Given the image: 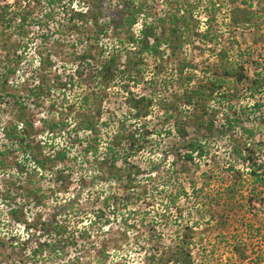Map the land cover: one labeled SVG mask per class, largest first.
Here are the masks:
<instances>
[{
	"label": "trees",
	"instance_id": "obj_1",
	"mask_svg": "<svg viewBox=\"0 0 264 264\" xmlns=\"http://www.w3.org/2000/svg\"><path fill=\"white\" fill-rule=\"evenodd\" d=\"M243 1L244 6L240 4L231 10L228 26L257 25L259 31L264 0ZM196 8V4L188 0H0V105L10 108L11 114L2 129L0 168L3 171L14 169L19 178L26 175L29 181H32L33 172H39L42 178L51 173L50 179L58 186V191H68L72 184L74 160L66 146H58L50 139L72 130L80 144L85 145L83 157H88L89 153L94 156V162L87 158L83 163H89L97 170L95 177L118 185L117 191L104 198V205L118 207L123 202L127 206L132 198L143 202L149 193L148 186L138 178L144 170L133 159L149 145L151 131L146 124L138 127L136 123L153 112L156 100L152 93L136 94L132 86L150 81L154 93L161 87L157 84V76L146 80L150 67L148 59L151 58L158 70L155 74L162 72L167 64L173 65L176 74L175 90L160 100L164 120L174 126L180 137L178 144L170 149L174 156L171 176L177 181L182 178L189 182L196 192L197 181L190 175L195 168L199 169L201 160L210 155L211 147L216 145L218 148L223 140L231 147L229 157L217 156L219 151L213 155L214 167L210 164V168L201 174L203 185L195 197L205 193V198L210 199L208 209L212 219L219 215L217 208L221 206L223 225L231 220L230 216H235L233 212L237 207L245 214L247 210L253 212L255 201L263 204L264 199H259L258 192L262 190L258 187L264 185V142L255 140V131L244 126V117L238 115L236 109L232 115H226L222 124L218 120L222 114L221 103L233 105L239 99L241 90L237 84L250 79L251 91L261 92L264 73L258 72V77L251 79L243 64L229 59L230 48L236 43L234 36H229L217 54L222 62L208 64L201 69V78L195 80L197 66L182 60V50L188 44L195 46L198 41L216 45L220 37L214 28L215 14L208 15V24L203 31ZM138 23L141 28L137 32ZM260 35L264 36V33ZM37 39L39 44H34ZM33 47L29 65L38 63L36 73L27 77L22 89H15L14 76L28 61L27 48ZM55 49H64L63 58L76 64L75 76L84 87L82 96L77 99L67 94L75 84L72 78H64L54 70ZM188 67H191L190 71ZM117 84L126 93L125 103L130 113L126 121L129 117L135 121L126 124L122 120L117 131L104 142L103 156H99L102 128L111 123L103 120V105L109 88ZM232 105H228L231 110L234 109ZM42 106H47V115L40 116ZM256 107L261 108V105L256 104ZM190 129L194 130L193 134ZM82 133L87 134L81 137ZM158 167L156 164L153 169ZM215 169L218 171L216 177ZM228 175L230 182L227 181ZM247 177L251 186L245 184ZM213 178L220 181L221 187L204 192ZM182 183L169 196V204L176 210H180L177 201L182 195L190 197ZM19 186L24 193L21 196H31L36 205L44 202L45 195H38L40 188L32 189L27 184ZM221 198L225 200L220 204ZM23 210L18 206L11 208L9 213L15 222L24 224L27 238L21 239L17 234L0 238V262L76 264L70 259L55 260L57 253L64 257L69 251L67 239L74 240L68 226L57 220L58 215L53 214L47 220H42L40 215L30 221ZM98 213V219L106 216L103 210ZM29 231L33 232L29 234ZM194 231L193 227L184 225L177 230L176 239L161 250V242L155 239V230L150 229L154 249L146 256L144 264H195L190 250ZM87 235L84 232L79 237ZM50 236L57 238L53 240L48 238ZM32 242L35 245L28 253L27 248ZM246 245L247 239L241 236L233 242L232 248L233 254L244 261L248 257ZM100 249L104 253L106 246Z\"/></svg>",
	"mask_w": 264,
	"mask_h": 264
},
{
	"label": "rangeland",
	"instance_id": "obj_2",
	"mask_svg": "<svg viewBox=\"0 0 264 264\" xmlns=\"http://www.w3.org/2000/svg\"><path fill=\"white\" fill-rule=\"evenodd\" d=\"M8 1L13 2V0ZM188 1L197 6L196 13H198L196 15L202 20L200 28L203 31L208 24L206 22L208 15L215 14L216 27L214 28L220 35L216 45L198 41L195 46L188 44L182 50V60L186 59L197 66L194 71L197 75L195 80L201 78L203 74L201 69L206 68L208 64L222 62L221 56L217 54L229 36H234L236 40L234 47L230 48L229 59L243 64L246 68V74L251 79L257 78L258 72L264 73V36L260 35L261 32L264 33V16L259 31L256 28L257 25L229 27L231 10L240 4L244 6L243 0ZM140 28L141 23H138L135 30L138 32ZM34 44H39V40H34ZM228 44L230 45V43ZM29 48H27L28 61L22 64L14 76L13 87L15 89H22V86L26 85L24 81L27 80V77L36 73L34 70L38 63L29 65L33 57L34 47ZM55 50L57 53L54 57L56 60L54 70L59 71L64 78H72L75 84L67 91V94L69 97L77 99L82 96L84 87L78 83V78L75 76L76 64L74 65L69 61V58H63L64 49ZM148 62L150 67L146 80H151L157 76V84L161 87L157 88L156 93H154L153 89L150 88V81H145L139 86L131 85L136 94L152 93L156 100L153 112L147 118L140 119L136 123L138 127L141 124H146V127L151 131L149 145L133 159L144 170L138 178L148 186L149 193L144 197L145 200L138 202L132 198L127 206L121 202L118 207L115 205L106 207L103 202L104 198L111 192L117 191V183L95 177L97 170L89 163L88 165L83 163V160L87 158L90 162H94V156L89 153L88 157H83L82 148L85 145L80 144L73 134L74 131L67 130L50 140L58 146H66L74 160L72 184L68 191H58V186L50 179L51 173H46V177L42 178L39 172H33L32 181H29L26 175L23 177L20 175L19 178V174L14 169L3 171L0 168V238L7 239L12 234H17L21 239L27 238L28 231L24 229V224L15 222L9 213L11 208L22 206L25 216L30 221L40 217V215L42 220H47L53 214H57V220L68 226L70 236L74 235V240L67 239L70 245L69 251L64 257H62V253H57L56 262L57 260L70 259V261L74 260L76 264H144L146 256L154 249L150 242V229L155 230V239L161 242L162 250L164 245H168L176 239L177 230L188 224L195 230L194 242L190 247L195 258V264H264V200L263 204H259L260 201H255L252 208L253 212L247 210L245 214L240 213L238 211L240 209L237 207L238 210L233 212L235 216H230L231 220L223 225L220 219V214L223 211L221 206L217 208L219 215L212 219L208 209L211 206L210 199L205 198V193H201L202 196L200 194L201 198L200 196L195 197L203 185L201 174L210 168V164L213 166V155L219 151L217 156L226 155L227 158L229 157L228 153L231 147L225 144V141H220L218 148L216 145L211 147L210 155L201 160L199 169L195 168L190 175L192 179L197 181L196 192L189 182L182 178L177 181L174 176H171L174 156L170 149L178 144L180 137L177 135L174 126L164 120V110L160 106V100L162 96L170 94V91L175 88L176 74L171 64L165 65L162 72L155 74L158 70L155 68L154 60L149 58ZM188 69L190 71L191 67ZM250 85V79L237 84L236 87L241 90L238 95L239 99L235 100L233 105L224 101L221 103L222 114L219 116L218 123L222 124L226 115H232V111L236 109V113L244 117V126L255 131V140L264 142V88L261 92L253 93ZM108 93L103 105L102 116L104 121L109 120L111 123L102 128L101 137H99L101 139L99 156H103L106 145L104 142L112 133L117 131V126L123 123L122 120H125L126 124L135 121L132 117L126 121V117L130 113L125 103L126 93L123 92L122 87L119 84L112 86ZM256 104H260L261 108L256 107ZM228 105H232L234 109L231 110ZM39 112L40 116L47 115V106H42ZM10 116V108L0 105V148L3 144L2 129L9 121ZM236 130L241 129L237 128ZM189 131L191 134L194 133L193 129ZM86 134L82 133L80 136L85 137ZM238 136L240 135L238 134ZM46 139L49 140V137L46 136ZM262 160L264 162V155ZM156 164L159 167L153 169ZM28 166L32 168L30 165ZM217 172L215 169L214 177H216ZM227 178V181L230 182L231 177L228 175ZM181 182H183L182 185L184 184L190 197L182 195L177 201L180 210H176L169 204V196L181 187ZM26 184L32 189L40 188L38 195H45L42 204L36 205L31 196L29 198L21 196L24 193H22L19 185L24 186ZM245 184L250 185L248 177L245 179ZM220 187V181L213 178L206 185L204 192H208L210 189L211 191L218 190ZM258 190H262L258 191L260 192L259 199H264V185L258 187ZM224 200L225 198H221L219 203H223ZM102 210L106 216L98 219V212ZM106 220L108 221L106 222ZM33 231H29V234ZM84 232H87V237H79ZM241 236L247 239L245 251L248 257L245 261L234 255L232 249L233 242ZM48 238L54 240L57 237L50 236ZM73 241L74 243H72ZM34 245V242L30 243L26 252L30 253L31 246ZM102 246H106L104 253L100 249ZM46 263L50 264V261ZM0 264L4 263L0 262Z\"/></svg>",
	"mask_w": 264,
	"mask_h": 264
}]
</instances>
